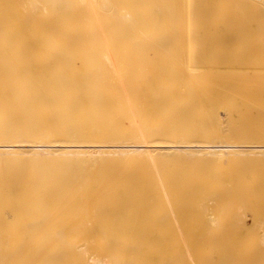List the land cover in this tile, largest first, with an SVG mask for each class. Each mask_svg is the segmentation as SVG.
<instances>
[{
  "label": "bare ground",
  "instance_id": "obj_1",
  "mask_svg": "<svg viewBox=\"0 0 264 264\" xmlns=\"http://www.w3.org/2000/svg\"><path fill=\"white\" fill-rule=\"evenodd\" d=\"M238 25L263 29L264 0H0V264H264V193L196 172L264 164V31ZM119 155L126 177L98 170Z\"/></svg>",
  "mask_w": 264,
  "mask_h": 264
},
{
  "label": "rangeland",
  "instance_id": "obj_2",
  "mask_svg": "<svg viewBox=\"0 0 264 264\" xmlns=\"http://www.w3.org/2000/svg\"><path fill=\"white\" fill-rule=\"evenodd\" d=\"M237 29H235V28H226L227 30H235L236 32H243V31H251V33H252V35H255L254 33H257V31H264V28L263 29H259V28H250V29H246V28H244V27H241V26H237L236 27ZM225 29V30H226ZM210 30H215V28L213 29V28H210ZM253 30H255V31H253ZM251 36V35H250ZM253 38V37H252ZM252 38L250 37L249 39H247V42H246V48L248 49L249 47L251 48L252 46H254V44H256V43H251V40H252ZM218 38H215V43H216V40H217ZM254 39L255 38H253V40H252V42H255L254 41ZM257 40H259V39H257ZM256 40V41H257ZM260 41V40H259ZM258 41V43H260ZM257 43V44H258ZM248 46V47H247ZM218 60V61H217ZM217 60H215L214 62H219L220 60L219 59H217ZM0 61H3V60H0ZM25 61V62H24ZM24 61H22V62H24V63H40L42 60H38L39 62H37V61H34V62H32V60L30 61H28L27 60V62H26V60H24ZM46 62H48L47 60H45ZM45 61H43V62H45ZM51 61V62H50ZM61 63H68L69 62V64H73V63H75V64H77V63H79V64H77V66H74V68L75 69H72L74 72H76L75 70H77V72L76 73H78V72H81L83 69H80V63H82L83 61L81 60H59ZM78 61V62H77ZM207 63L209 62V60L207 59V60H205ZM4 62V61H3ZM5 62H7L6 60H5ZM9 62H11V63H15V61H8V63ZM16 62H19V61H16ZM43 62H41V63H43ZM55 62H57L58 63V60H55ZM59 62V63H60ZM71 62V63H70ZM73 62V63H72ZM85 62V61H84ZM94 62H98V61H94ZM127 62H130V61H127ZM229 60H224V61H222V63H223V66L221 67L222 69L220 70V72L221 73H225V71H226V67H228V66H226L227 64H229ZM49 63H54V61L53 60H49ZM98 63H100V62H98ZM101 63H102V61H101ZM234 63H235V65H236V67L238 68V69H241L240 71L242 72V70H245L246 68H247V65H248V62H247V60H238V61H234ZM243 63H245V64H243ZM238 65V66H237ZM242 65H243V67H245V68H243L242 67ZM56 66H53L52 68H55ZM79 67V68H78ZM240 67V68H239ZM31 68V69H30ZM51 68V67H50ZM65 67H63V71H65L67 68V71L68 70H70V72L72 71L70 68H73V67H66V69H64ZM27 69H29V70H31V71H29L28 72V70ZM38 69H40V71H42L41 73H47V71L49 70V69H45L46 70V72L44 71L43 72V67L42 68H38V67H34V69H33V67H24V70L26 71L27 70V75L28 74H30V72H32L33 73V75L32 76H34V73L36 72V73H38L37 72V70ZM58 67H56L55 68V70L54 69H51V71H49V74H51V72H53L52 70H54V72L57 70L58 71ZM100 70H101V68H99ZM238 69H237V71H238ZM20 70V69H19ZM18 70V71H19ZM22 70H23V68H22ZM22 70H20L21 71V73L23 74V73H26L25 71L24 72H22ZM36 70V71H35ZM62 70V69H61ZM100 70H98L99 72H100ZM1 71H3V70H1ZM34 71V72H33ZM57 71L55 72V73H57ZM84 71V70H83ZM10 72V71H9ZM9 72L8 71H6V72H4V74H5V77L4 78H6V79H8L9 77H12V78H16L17 79V76L18 75H14V76H11L10 74H9ZM54 72H53V74H54ZM66 72V71H65ZM69 72V71H68ZM68 72H66L67 74H66V76H70V74H72V73H68ZM3 73V72H2ZM18 74L20 73V72H17ZM20 73V74H21ZM75 73V74H76ZM243 73H244V71H243ZM1 74V73H0ZM10 76H9V75ZM49 74H47V75H49ZM25 75V74H24ZM24 75H23V79L24 78H26V79H24V80H30V81H32V80H37V79H35L34 77H28L27 75H25V77H24ZM38 76H39V73L37 74ZM36 75V76H37ZM73 75H74V73H73ZM45 76V75H44ZM20 77H22V75H20ZM46 77V76H45ZM3 78V79H4ZM27 78H30V79H27ZM32 78H34V79H32ZM38 78V77H37ZM65 78H68V77H65ZM65 78H63L62 77V79H65ZM149 78V77H148ZM261 78H263V77H261ZM18 79H20L19 78V76H18ZM22 79V78H21ZM49 79L50 78H48V80L47 81H49ZM57 79V80H56ZM62 79H59V78H56V77H53L52 79H50V81L49 82H47L46 83V80L44 81V82H42V83H40L41 84V86H42V84H46L47 86H49V87H56V85L55 84H57V87H59L62 83H65L64 81H61ZM260 79V78H259ZM264 79V78H263ZM53 80H55L56 82H54ZM29 81V82H30ZM260 81L262 82V79H260ZM38 81H36V83H37ZM31 83V82H30ZM29 83V84H30ZM49 83L51 84L52 83V85L50 86L49 85ZM149 83L150 84H152V86H154V85H156L155 84V82H153L152 80H151V78H149ZM230 82L229 81H227V83L226 84H223L222 85V87L223 88H221V89H223V90H226V91H233L235 88L233 87V84L232 85H227V84H229ZM262 83H264V81L262 82ZM27 84V83H26ZM25 84V85H26ZM29 84H27V85H29ZM34 84V83H33ZM39 84V85H40ZM45 84H44V86L43 87H45ZM67 84H69V85H67ZM66 85L67 86H70L71 85V83H70V81H68V83H67ZM55 85V86H54ZM237 85V84H236ZM235 84H234V86H236ZM243 85V84H242ZM242 85H238V86H236L237 88L239 87V90L241 89H243V90H245V89H247V90H251V89H249V88H247V86H244V88H243V86ZM264 85V84H263ZM9 86L11 87V89L9 88ZM46 86V87H47ZM229 86V87H228ZM231 86H232V88H231ZM242 86V87H241ZM15 86H13V85H8L7 86V89H9V91L8 90H6V92H3V95H4V97L6 96V98H8L7 97V95H5V93L6 94H8V96L10 95V96H12V94H13V89H15L14 88ZM29 87V86H28ZM4 88H6V87H4ZM2 88L0 87V95L2 96ZM11 90V91H10ZM236 90V89H235ZM238 90V89H237ZM246 90V91H247ZM7 91H8V93H7ZM13 91V92H12ZM261 91L263 92V96H264V88L262 87L261 88ZM12 93V94H11ZM0 96V97H1ZM9 96V97H10ZM39 96H41V94H39ZM52 97L54 96V95H51ZM254 118L256 119V118H260V116L256 113V111H255V114H254ZM262 124H263V126H264V121L262 122ZM243 125V124H242ZM251 127L252 126H256V125H253V124H251L250 125ZM256 128V127H255ZM261 142V141H260ZM262 142H264V141H262ZM123 152V151H122ZM248 155H246V156H241V157H239L238 159H240V160H245L246 162L245 163H241V164H237V165H234V166H231V167H223V166H220L219 167V165H218V168H217V166L215 165V162L213 161L214 159V157L213 156H209V157H212V158H208L207 156H204V158L206 157L207 159H209V161H212V162H210V163H208V160L207 159H205V161H206V164H204V165H202L204 162H202V164H201V166H199L200 164H199V162L196 164V165H193V168H195L196 169V167H197V165H198V169H197V171L196 172H198V170L201 168L203 171H204V174H202L203 173V171L200 169V172H198V175L200 176V177H202V176H204V175H206L207 174V177L206 176H204L203 178H204V180L205 179H211L213 182H215V183H218V184H221V190H224V189H228V188H230V187H233L232 189H236V190H240V191H242V192H244V193H246V194H257V192L258 193H264V164H257L256 165V163H254V160H257L258 158H260V157H257V155H249V157H247ZM252 156V157H251ZM254 156V157H253ZM117 157H119L118 158V160L116 161V163H115V161H104L103 163H102V165H98V170H99V168L101 167V166H105V167H108V171H107V169H106V172H108V173H110L111 171L110 170H115L116 168L118 169V170H120V167H118V166H122V164H124V162L122 163V161H124V159L123 158H126V157H124V155H119V156H117ZM116 157V158H117ZM121 157V158H120ZM123 157V158H122ZM191 157H194V156H191ZM201 157V156H200ZM199 156H197V158H200ZM203 157V156H202ZM264 156H261V158L264 160V158H263ZM188 158H190L189 156H188ZM195 159H196V156L194 157ZM252 158V159H251ZM256 158V159H255ZM116 160V159H115ZM122 160V161H121ZM121 161V162H120ZM112 162H114L115 164H112ZM192 162H194V160H193V158H192ZM192 162H190V163H192ZM214 162V164H212ZM107 164V163H109L110 164V167L112 168H109V165L107 166V165H105V164ZM120 163H122V164H120ZM196 163V161L193 163V164H195ZM208 163V164H207ZM255 165H254V164ZM264 163V162H263ZM127 164H128V166H127ZM212 164V165H211ZM250 164H252V165H250ZM113 165H115V166H117L116 168H115V166H113ZM125 165V164H124ZM122 166L121 167V169H123L121 172H123V171H126V174L128 175L129 174V170L131 169L130 167H129V163H126V165L125 166ZM131 165V164H130ZM190 165V164H189ZM208 165V167H207V169H206V166ZM100 166V167H99ZM103 166V167H104ZM127 166V167H126ZM205 166V168H203ZM215 166H216V168H215ZM254 166V168H252ZM263 166V167H262ZM103 167H101L102 168V170H104L103 169ZM114 167V168H113ZM123 167H125V168H123ZM190 167H192V165L190 166ZM256 167V168H255ZM94 168H96L95 170H93L94 172H96L97 174H95V173H93V171H92V169H94ZM101 168H100V170L99 171H102L101 170ZM130 168V169H129ZM89 170H88V172L90 173V176L92 177L93 175L92 174H94L95 176H94V178H92L94 181H96L97 183L99 182V180H101L100 178H103L104 176H106V175H104L103 174V177L101 176L102 174H99V173H101V172H99L98 170H97V166L95 167V165H93V167H90V168H88ZM91 169V170H90ZM116 169V171L115 172H118V170ZM125 169H127V170H125ZM195 169H189V170H192L190 173H192L193 174V171H195ZM252 169V170H251ZM258 169H260L259 171H258ZM261 169H263V170H261ZM77 169H75L73 172H75ZM82 170V172L78 169L77 170V172H81V173H84V171H86L87 169H81ZM114 170L111 172L114 176L113 177H116L118 174L117 173H115L114 172ZM132 170V169H131ZM258 171V172H256V171ZM99 173H98V172ZM110 171V172H109ZM261 171V172H260ZM87 171L84 173L85 174V176H88L89 175V173H88ZM103 172H105V171H103ZM194 173L195 175L197 174V173ZM252 172V173H251ZM108 173H106L107 174V176L109 175L111 178H112V174L110 175V174H108ZM254 173H255V177H254ZM88 174V175H87ZM124 173H122L121 175H123ZM123 175V178H124V176L126 177L127 175ZM202 174V175H201ZM233 174L235 175L234 177L235 178H233ZM253 174V175H252ZM259 174V176L258 177H260V176H262L261 178H258L257 177V175ZM97 175H99V176H97ZM120 174H119V176H121ZM197 175V176H198ZM89 176V177H90ZM106 176V177H107ZM119 176H117L118 178L116 179V178H112V179H116V180H121V178H122V176H121V178L119 177ZM194 176V175H193ZM197 176H195V177H197ZM198 176V177H199ZM249 176H250V178H249ZM90 177V178H91ZM97 177V179L98 180H96L95 178ZM106 177H104V180L106 179ZM109 177V178H110ZM197 177V178H198ZM200 177H199V180H203V179H200ZM108 177H107V181H104L103 179H102V181H104V182H102V181H100L99 183L100 184H102V183H107L108 182V179H109ZM122 178V179H123ZM256 178H258V180H256ZM261 179V180H260ZM109 181H110V179H109ZM257 181H258V183H257ZM112 182H113V180H112ZM251 182H252V184H251ZM254 183H257V185L256 184H254ZM262 186H261V185ZM251 185H253V186H251ZM255 185V186H254ZM249 186V187H248ZM250 186H251V188H250ZM256 186H257V188H256ZM254 189H253V188ZM256 189V190H255ZM255 190V191H254ZM254 192H256V193H254ZM248 219H247V221H246V223H247V226L248 227H250V228H248L247 229V231L246 232H244V234L245 235H253V234H256L255 236H258L259 237V235H260V233H259V231H260V229H259V225L258 224H252V223H254L253 221H252V218L251 217H247ZM119 222H122V221H119ZM124 222H129V221H125L124 220ZM252 224V225H251ZM186 232L187 231H189L190 232V230L189 229H184ZM0 231H2V229H0ZM161 231V230H160ZM165 231V232H164ZM163 231V229H162V231L161 232H163L164 234H173V231L171 230H164ZM257 232V233H256ZM252 233V234H251ZM167 234V235H168ZM166 238H168V237H166ZM167 240V239H166ZM163 242H166V241H163ZM252 249H254V250H258V251H260L261 249H263L264 250V246H260V245H253L252 247H251ZM173 256V255H172ZM159 258V257H158ZM169 258V259H168ZM166 257V259H165V263L164 264H176V259L174 258V256H173V258H170V257ZM157 259V258H156ZM173 259V260H172ZM158 260V259H157ZM171 260V261H170ZM168 262V263H167Z\"/></svg>",
  "mask_w": 264,
  "mask_h": 264
}]
</instances>
